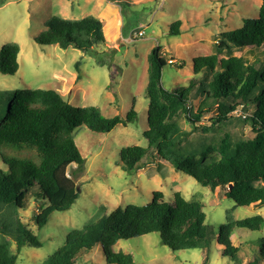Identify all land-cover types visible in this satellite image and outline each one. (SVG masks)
<instances>
[{
  "label": "trees",
  "instance_id": "1",
  "mask_svg": "<svg viewBox=\"0 0 264 264\" xmlns=\"http://www.w3.org/2000/svg\"><path fill=\"white\" fill-rule=\"evenodd\" d=\"M109 1L126 4L123 0ZM104 27L105 23L94 16L80 20L55 16L46 22V29L35 41L41 46L92 52L107 43ZM180 27V22L175 23L170 34L180 35ZM216 46L215 54L194 59V75L201 79L195 78L189 86L174 91L162 85L166 65L162 49H153L148 70V130L143 135L148 147L121 149L122 169L127 173L140 171L157 157L198 184L225 192L236 207H262L264 68L235 52L248 49L253 53L264 47V0L257 19L245 20L242 28L226 33ZM20 52L17 43L1 48L0 74L16 75ZM197 86L199 90L195 92ZM199 95L202 99L194 111L192 102ZM4 110L7 115L0 128V158L8 172H0V264H17L23 247L42 246L17 216L27 196L41 203L32 217L39 229L54 212L70 210L79 197L80 191L68 174L71 166L81 171L85 165L75 131L85 126L95 133H110L117 126H128L137 113L133 108L125 119L105 118L97 107H74L59 91L41 89L0 91V112ZM234 119L249 127L255 136L248 138L230 131L218 139L209 135ZM182 122L189 129L183 128ZM194 134H200L199 138L193 140ZM205 208L206 203L199 198L187 200L176 192L167 202L163 193L155 192L146 206L119 208L106 219L90 220L81 229L70 231L65 243L42 264H76L80 256L99 245L107 264H134L131 254L114 252L113 247L122 240L152 233H158L161 243L173 252L206 250L216 238L223 256L237 260L240 247L232 241L236 230L258 231L264 226L260 215L244 220L229 215L215 236L207 224ZM6 237L15 241L16 252ZM248 264H264V240L258 256Z\"/></svg>",
  "mask_w": 264,
  "mask_h": 264
},
{
  "label": "rangeland",
  "instance_id": "2",
  "mask_svg": "<svg viewBox=\"0 0 264 264\" xmlns=\"http://www.w3.org/2000/svg\"><path fill=\"white\" fill-rule=\"evenodd\" d=\"M123 1L126 4L109 0H0V51L10 43H17L21 49L19 70L15 76L0 74V91L56 90L70 105L97 107L105 118L125 119L133 108L137 113L128 126H117L110 133H95L85 126L75 131L85 165L81 171L71 166L68 174L80 190L79 197L70 210L54 212L39 229L32 217L41 203L27 196L25 207L17 211V216L42 246L23 247L17 264H42L65 243L70 231L81 229L90 220L106 219L119 208L146 206L155 192L163 193L167 202L173 200L176 192L187 200H203L207 224L215 236L229 215L236 220L257 215L264 218V206L236 207L225 192L198 184L193 177L157 157L145 169L133 173L123 171L120 159L123 148L148 147L143 135L148 130V70L153 49L161 47L166 62L163 87L168 91L187 87L193 79H201L194 75V59L215 54L218 41L226 33L242 28L245 20L257 19L263 0ZM55 16L71 20L99 18L105 23L107 43L92 52L39 45L36 37ZM177 22L181 23L180 35L173 36L170 30ZM138 31H144L145 37L130 41ZM235 55L245 56L264 68V47L253 53L238 50ZM198 90V86L194 88L195 92ZM200 96L192 102L194 111L201 102ZM6 115L5 110L0 112V128ZM182 126L189 129L185 122ZM226 131L243 133L248 138L255 136L237 119L215 128L209 135L218 139ZM199 136L194 134L192 139ZM0 172H8L1 158ZM5 240L12 243L16 252L15 241L9 237ZM262 240L264 226L258 231L237 229L232 236L233 244L240 247L237 260L223 256L216 238L206 250L173 252L161 243L158 233L122 240L113 250L131 254L134 264H248L258 256ZM76 264H107L102 246L80 256Z\"/></svg>",
  "mask_w": 264,
  "mask_h": 264
},
{
  "label": "built area",
  "instance_id": "3",
  "mask_svg": "<svg viewBox=\"0 0 264 264\" xmlns=\"http://www.w3.org/2000/svg\"><path fill=\"white\" fill-rule=\"evenodd\" d=\"M145 37V32L144 31H138V33L133 34L130 38V41L138 40V39H143ZM170 64H173V60L169 61ZM238 115L239 113H235Z\"/></svg>",
  "mask_w": 264,
  "mask_h": 264
},
{
  "label": "water",
  "instance_id": "4",
  "mask_svg": "<svg viewBox=\"0 0 264 264\" xmlns=\"http://www.w3.org/2000/svg\"><path fill=\"white\" fill-rule=\"evenodd\" d=\"M232 187H233V185H231L229 189L231 190V189H232ZM78 191H80V190H78Z\"/></svg>",
  "mask_w": 264,
  "mask_h": 264
}]
</instances>
